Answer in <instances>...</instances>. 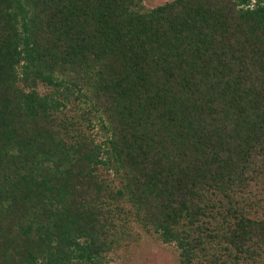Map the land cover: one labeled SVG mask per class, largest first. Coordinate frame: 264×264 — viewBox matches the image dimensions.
Returning <instances> with one entry per match:
<instances>
[{
	"label": "trees",
	"instance_id": "16d2710c",
	"mask_svg": "<svg viewBox=\"0 0 264 264\" xmlns=\"http://www.w3.org/2000/svg\"><path fill=\"white\" fill-rule=\"evenodd\" d=\"M144 2L0 0V264H264V0Z\"/></svg>",
	"mask_w": 264,
	"mask_h": 264
},
{
	"label": "rangeland",
	"instance_id": "374dc122",
	"mask_svg": "<svg viewBox=\"0 0 264 264\" xmlns=\"http://www.w3.org/2000/svg\"><path fill=\"white\" fill-rule=\"evenodd\" d=\"M172 0H145L144 4L148 8L162 5ZM73 105H68L66 111H72ZM97 133V142L104 138L103 132L98 128L93 130ZM135 234L139 235V240L129 246L127 250L121 251L113 257L111 264H178V252L174 245L159 243L154 236H150L134 225Z\"/></svg>",
	"mask_w": 264,
	"mask_h": 264
}]
</instances>
